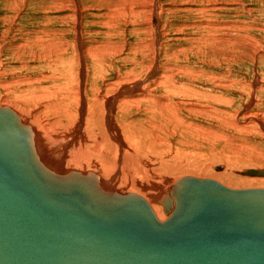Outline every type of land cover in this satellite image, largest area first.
I'll return each mask as SVG.
<instances>
[{"label": "rangeland", "instance_id": "obj_1", "mask_svg": "<svg viewBox=\"0 0 264 264\" xmlns=\"http://www.w3.org/2000/svg\"><path fill=\"white\" fill-rule=\"evenodd\" d=\"M70 1L0 0V99L25 100L60 131L73 111L83 41L88 69L79 67L77 79L102 101L106 133L138 138V147L126 138L120 152L158 169L159 180H169L163 189L186 172L264 168V0ZM223 23L230 42L219 40ZM151 98L168 104L161 109ZM72 137H58L48 155H68L71 145L62 144Z\"/></svg>", "mask_w": 264, "mask_h": 264}, {"label": "water", "instance_id": "obj_2", "mask_svg": "<svg viewBox=\"0 0 264 264\" xmlns=\"http://www.w3.org/2000/svg\"><path fill=\"white\" fill-rule=\"evenodd\" d=\"M31 154L0 114V264H264V189L184 180L177 212L159 222L145 206L112 211L58 192V172L40 171Z\"/></svg>", "mask_w": 264, "mask_h": 264}, {"label": "bare ground", "instance_id": "obj_3", "mask_svg": "<svg viewBox=\"0 0 264 264\" xmlns=\"http://www.w3.org/2000/svg\"><path fill=\"white\" fill-rule=\"evenodd\" d=\"M69 2L71 3L70 0ZM150 4H153V0H150ZM148 7L149 5H147V8ZM146 12L150 14L149 10H146ZM221 27L223 28L221 31L222 32L224 31L222 36H226V37H221L219 40H221V42L223 43L224 41L228 42L230 39L229 36H227V32L225 31L229 29V26L223 23ZM81 46L83 49L82 56H80L81 54L77 55V53L74 52L75 67H76V72H75L76 92L73 91L75 92V95L73 94L74 95L73 111L70 114H68V112L67 114L65 113L66 115L63 114L64 118L67 115L68 116L65 118L66 122L64 123V125L62 124L60 131L57 132L53 128L52 126L53 123L52 124L48 123L45 120L44 122L41 121L43 115L40 113H36L35 110L32 111L30 106H27L26 104L27 102L25 100H20L21 102L20 104L22 105L19 104L16 105L13 103L14 104L13 106L9 102V100L11 101V99L8 100V98L5 97L4 98L2 97L0 99V114L3 116H7L9 119H11L13 126L19 131L21 136L24 137V139L26 140L27 148L31 149L32 151L31 161L33 162L35 167L45 173H48L47 172L48 169L54 172L55 171L58 172L57 174L50 173L51 174L50 176L52 177L51 179L54 178L56 179V182L57 181L62 182V183L57 182L60 186L59 185L53 186L58 189V192L60 193L71 192L73 196L79 198H81L82 194H85L87 198L85 199L83 198V199L95 205L94 207L108 208L112 211H116L118 206L125 205L126 203H132V204L134 203L136 205L145 206L153 213V215L159 222H165L177 212V208L179 206V197L182 195L184 191L183 189L185 186L184 180L186 181L188 179H196L199 181L215 182L229 190L264 189V174L263 175L261 174V176L248 174V172L251 170L262 171L264 170V168L260 169L258 167L256 168L254 167V168H247L245 170L244 169L236 170L235 172H233L234 169L232 168V166H231L232 169L227 167L226 168L222 167L220 170L223 169V171L218 173L213 169V172L211 174H208L207 172H201L200 170L194 172H186L190 175L185 176L184 178L180 177L179 179H174L175 181L167 188V190L163 189L165 187V183H167L169 180L163 179L160 181L159 180L160 175L158 178L157 177L158 175L156 174L157 172H160L158 169L150 168V167L146 168L145 165H143V163L139 164L141 160L139 163L137 162V160H135L137 159L136 156L133 159L132 157L133 155L130 156L128 152L125 151L120 152L119 147L125 145L127 139L128 140L131 139L129 140V142H131L132 138H127V135L124 136L123 133L120 132L119 128L118 129L120 136L117 135L116 133L112 135H108L106 133L107 126L108 128L111 127L110 124H109L110 126L108 125L109 121L106 120L108 118L107 117L108 114L106 113L105 109L103 110L101 109L100 105L102 101L99 102L98 97L95 98V100L91 98L89 90L86 87V82H83L85 86L82 90L81 87H79V89L77 88L78 83L80 82V80L78 81L77 79L79 67H82V72L85 71V73L86 70L88 69V65L86 62V55H85L86 53H84L83 41ZM74 47H75V42L73 43V49L76 50ZM151 69L152 66L150 67V70ZM82 72L81 71L79 72L80 74L79 78L81 79V81L84 75ZM162 82L163 81L160 80L151 83L150 92L157 87H161L159 85H161ZM79 84H81V82ZM82 84L79 86H82ZM80 90L82 91L81 93H79ZM124 96L125 95L120 96V98L117 101L119 103L124 104L125 100L123 101L122 99L124 98ZM14 97L16 98L17 95H14ZM149 103L155 105L156 107L161 108L164 107V105L166 107L167 102L165 103L163 98L157 100L155 99L153 100V98H151ZM12 108H15L16 110ZM84 111H85L84 113L85 116L83 115V118L82 117L80 118V116H82ZM33 112H35L36 114ZM173 113L175 112L173 111ZM253 116L254 115H252L251 118L254 121H257L258 125L263 124L261 119L257 118L256 116L255 117ZM109 118H110V114H109ZM82 120H84V126L82 125L83 127H81ZM53 131L57 133H61V135L58 136L52 134ZM72 132L74 136L72 135ZM78 134L79 137H77L78 138L77 141L73 142L74 137ZM152 135L154 134L152 133ZM63 136L72 137L71 141L67 142V145L62 144L63 151H66L67 146L69 147L71 145V147L68 149V155L66 156L63 155V158L61 157L56 159L57 158L56 153L55 155L53 154L56 150H51L48 155L47 151L50 148L55 147L57 144L61 145L59 141H57L56 139L58 137H63ZM134 136L135 135H133V137ZM120 137L122 138V140ZM153 138L155 139V136ZM2 140L5 143L11 142L14 140V136L8 134L7 137H5ZM136 140L138 141V138ZM133 141L131 142V144L134 143L133 145H135L136 143L135 146H137V141L136 142ZM155 141L156 140H154L153 143H155L156 145ZM137 149L136 148L134 149L136 151L135 153H138V151H140V150L137 151ZM142 157L144 158L145 156ZM62 172H64L69 177V179L65 181V183L67 182L66 185L69 186L68 184L69 181L74 183L76 182L75 185L69 186L70 190L66 189L65 186L61 185L64 184L63 179L60 178V174H62ZM191 173H194V175H191ZM156 178H158V182L155 181ZM228 180L230 182H228ZM48 185L51 186L50 183ZM150 192L153 193L156 192L157 194L152 195L150 194ZM157 204L158 205L160 204V206H157Z\"/></svg>", "mask_w": 264, "mask_h": 264}]
</instances>
